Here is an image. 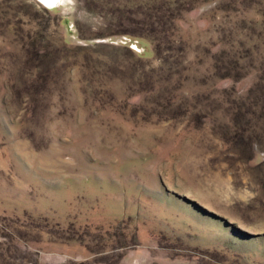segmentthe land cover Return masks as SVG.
I'll return each instance as SVG.
<instances>
[{
	"label": "rangeland",
	"instance_id": "1",
	"mask_svg": "<svg viewBox=\"0 0 264 264\" xmlns=\"http://www.w3.org/2000/svg\"><path fill=\"white\" fill-rule=\"evenodd\" d=\"M0 264H264V0H0Z\"/></svg>",
	"mask_w": 264,
	"mask_h": 264
},
{
	"label": "trees",
	"instance_id": "2",
	"mask_svg": "<svg viewBox=\"0 0 264 264\" xmlns=\"http://www.w3.org/2000/svg\"><path fill=\"white\" fill-rule=\"evenodd\" d=\"M100 7L102 8L103 11H106V7H104V8L102 6H100ZM153 8H154V10H157V12L159 13L157 15V18H156V23L159 24V27H157L153 23L154 22V19H153L154 14L152 13L151 8H150V9H148L147 13H143L145 19L140 20L141 24L143 26L141 27L142 33H140L139 36H140V38H148L146 36L141 35V34H143V32H144V34L151 36L150 40L153 43L154 48L156 47V50H157V48L159 46L158 45V42H159L158 33L160 32V30L162 28L168 27V22L170 21V19H172V18L174 19L175 17H174V12L171 11L172 9H170L166 3L156 4L153 6ZM115 9H119V8H115ZM119 10H121L123 12L125 11L122 9H119ZM116 14L119 15L120 13L118 12ZM160 19H161V21H160ZM122 33L125 35H128V36L133 35L132 33H130V31H126V30H124Z\"/></svg>",
	"mask_w": 264,
	"mask_h": 264
},
{
	"label": "water",
	"instance_id": "3",
	"mask_svg": "<svg viewBox=\"0 0 264 264\" xmlns=\"http://www.w3.org/2000/svg\"><path fill=\"white\" fill-rule=\"evenodd\" d=\"M47 7H53L57 4L58 0H37Z\"/></svg>",
	"mask_w": 264,
	"mask_h": 264
},
{
	"label": "bare ground",
	"instance_id": "4",
	"mask_svg": "<svg viewBox=\"0 0 264 264\" xmlns=\"http://www.w3.org/2000/svg\"><path fill=\"white\" fill-rule=\"evenodd\" d=\"M59 2H61V0H59ZM54 7V6H53Z\"/></svg>",
	"mask_w": 264,
	"mask_h": 264
}]
</instances>
